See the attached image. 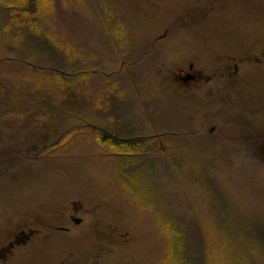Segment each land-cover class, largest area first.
I'll use <instances>...</instances> for the list:
<instances>
[{
  "label": "rangeland",
  "instance_id": "374dc122",
  "mask_svg": "<svg viewBox=\"0 0 264 264\" xmlns=\"http://www.w3.org/2000/svg\"><path fill=\"white\" fill-rule=\"evenodd\" d=\"M216 1L83 0V10L57 17L58 36L69 44L47 49L48 57L0 42V92L25 108L0 109V264H264L257 257L264 252L262 176L250 165L232 167L229 177L215 172L228 165L211 167L195 159L201 150L173 148V134L164 152L153 142L139 158L103 154L94 143L107 127L146 139L175 118L189 125V94L185 100L178 91L177 102L168 78L187 70L196 53L197 62L213 64L215 55L264 46V0H230L225 8ZM205 6L207 15L195 18ZM50 70L83 97L58 107L65 121L48 126L41 116L54 115L52 107H33L26 89L54 87ZM61 126L75 134L51 148ZM231 200L244 206L240 213L223 207ZM38 225L60 231L30 234Z\"/></svg>",
  "mask_w": 264,
  "mask_h": 264
},
{
  "label": "flooded vegetation",
  "instance_id": "af4514ba",
  "mask_svg": "<svg viewBox=\"0 0 264 264\" xmlns=\"http://www.w3.org/2000/svg\"><path fill=\"white\" fill-rule=\"evenodd\" d=\"M228 1L230 0H217V7L225 8ZM207 13L205 6L193 15L200 18ZM241 49L234 53L229 51L230 53L223 57L215 55V60L217 57L220 60L213 64L207 60L197 62L196 59L201 53H196L192 56L194 59L187 70H180L164 83L173 87L177 102L181 100L178 91L184 94L182 96L184 99L185 94H189L191 110L189 125L184 126L175 118L173 125L161 123L164 130L162 134L146 139L131 137L142 139L140 147L144 150H149L154 142L156 147L159 150L164 149V152L170 144H167L169 135L173 134V148L179 151L186 150V147L190 151L201 150L199 155L195 153V159L200 158L204 164L211 167L213 164L228 165L226 168L215 169V172L227 173L228 177L229 174L232 176V167L250 165L247 168L262 176L260 186L263 187L256 189V196L263 199L260 208L264 211V46L259 50L245 46H241ZM119 103L121 104L122 100ZM122 114L124 110L121 111L120 117ZM132 127L134 126L129 124L115 125V129L118 130ZM165 127L172 131H167ZM217 148L222 149L216 152ZM161 157L165 159V153ZM214 174L218 177V173ZM220 185L224 188L228 186L227 183ZM228 191L227 189L223 195L227 194L230 198L232 193ZM231 201L223 207L228 211L240 213L244 206L241 204L238 206L236 205L238 203ZM205 210L211 212L208 207ZM195 222L198 225V221ZM259 255L257 257L261 258L264 252Z\"/></svg>",
  "mask_w": 264,
  "mask_h": 264
},
{
  "label": "trees",
  "instance_id": "16d2710c",
  "mask_svg": "<svg viewBox=\"0 0 264 264\" xmlns=\"http://www.w3.org/2000/svg\"><path fill=\"white\" fill-rule=\"evenodd\" d=\"M83 7V0H0V42L5 45L11 44V46H13L12 48L20 47L24 51H36L48 57V52H45L47 49L50 51L53 50L51 47H59L58 44L60 42L69 44L67 36L63 38H59L58 36L60 30L63 29V25L57 17L62 18L60 14L63 12L74 13L83 10ZM106 27L109 30L114 28L113 20L111 21L109 17H107ZM51 29L53 30L52 32L50 31ZM79 61L80 58L66 60L65 63L72 65L81 63ZM49 72H54L58 79V81L54 83V87L45 83L42 87L31 85L29 89H26V92L31 95L28 96L26 100H33L31 101L33 107H52L48 108V110L55 113L54 111H59L58 107L62 104L67 105L71 104L70 102L76 101L73 103L75 104L78 100H82L83 95L79 92L78 86H75L76 83L74 84L71 82L73 86L62 83L59 78L62 79V77H64L63 75L57 70H50ZM49 72H43L42 75H46ZM71 76H73V74H71ZM76 76H79V73H77ZM65 77H69V75ZM69 88L71 90L72 88L73 90L75 89V96L71 95V90ZM6 99L7 98L4 97L1 91L0 109L10 108L12 112H15V110L21 112L25 109L20 108V103H18L17 107L14 100ZM22 116L27 117V115ZM43 117L45 122L48 123V126L65 121L60 119V115L56 113L54 115L41 116V118ZM58 119H60L59 122H57ZM43 127L44 126H42L41 129ZM52 131H55L56 143L52 144L51 148L55 149L61 146L68 136L70 137L75 134L74 132H65L62 126L59 128L55 127V130ZM98 132L99 133L95 136L94 143L103 154L136 157L146 153L147 149L144 150L140 147L141 139L139 138H132L131 136L117 133L116 130L110 129L109 127H107V129H101ZM33 230L42 232L48 231L47 228L40 225H38L36 229H34V227L31 228L29 233L33 232ZM176 232L175 229V233ZM177 236L178 234L176 237Z\"/></svg>",
  "mask_w": 264,
  "mask_h": 264
},
{
  "label": "clouds",
  "instance_id": "9594fccd",
  "mask_svg": "<svg viewBox=\"0 0 264 264\" xmlns=\"http://www.w3.org/2000/svg\"><path fill=\"white\" fill-rule=\"evenodd\" d=\"M175 57H169V61L171 62L172 60H174Z\"/></svg>",
  "mask_w": 264,
  "mask_h": 264
},
{
  "label": "water",
  "instance_id": "95a60500",
  "mask_svg": "<svg viewBox=\"0 0 264 264\" xmlns=\"http://www.w3.org/2000/svg\"><path fill=\"white\" fill-rule=\"evenodd\" d=\"M76 223H80V221L79 220H76Z\"/></svg>",
  "mask_w": 264,
  "mask_h": 264
}]
</instances>
